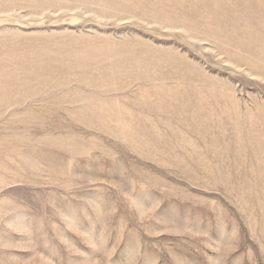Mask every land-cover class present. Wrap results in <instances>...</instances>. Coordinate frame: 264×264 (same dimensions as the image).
Returning <instances> with one entry per match:
<instances>
[{
    "label": "rangeland",
    "instance_id": "rangeland-1",
    "mask_svg": "<svg viewBox=\"0 0 264 264\" xmlns=\"http://www.w3.org/2000/svg\"><path fill=\"white\" fill-rule=\"evenodd\" d=\"M0 264H264V0H0Z\"/></svg>",
    "mask_w": 264,
    "mask_h": 264
}]
</instances>
